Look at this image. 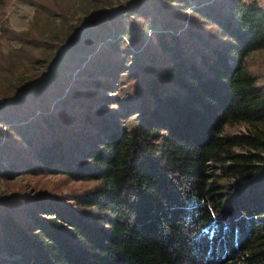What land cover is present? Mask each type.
Returning <instances> with one entry per match:
<instances>
[{
	"label": "trees",
	"instance_id": "1",
	"mask_svg": "<svg viewBox=\"0 0 264 264\" xmlns=\"http://www.w3.org/2000/svg\"><path fill=\"white\" fill-rule=\"evenodd\" d=\"M105 15L0 102L1 173L62 176L0 198V264H264V6Z\"/></svg>",
	"mask_w": 264,
	"mask_h": 264
},
{
	"label": "rangeland",
	"instance_id": "2",
	"mask_svg": "<svg viewBox=\"0 0 264 264\" xmlns=\"http://www.w3.org/2000/svg\"><path fill=\"white\" fill-rule=\"evenodd\" d=\"M127 1L133 0H6L0 8V102L15 96L19 86L50 71L58 72L64 62L66 45L78 27L93 17L104 18L108 10ZM258 1L264 6V0ZM103 31L99 35L100 44L123 34L122 30ZM84 56H80L83 64ZM66 73L72 72L67 68ZM106 107L104 101L103 111ZM61 177L22 173L7 177L0 171V198L13 197L21 187L33 192L35 187L53 184Z\"/></svg>",
	"mask_w": 264,
	"mask_h": 264
}]
</instances>
